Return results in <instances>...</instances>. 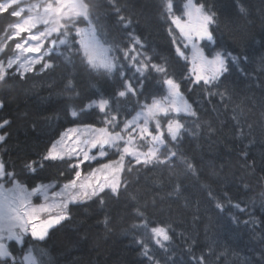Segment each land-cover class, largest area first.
<instances>
[{
  "label": "trees",
  "instance_id": "obj_1",
  "mask_svg": "<svg viewBox=\"0 0 264 264\" xmlns=\"http://www.w3.org/2000/svg\"><path fill=\"white\" fill-rule=\"evenodd\" d=\"M183 1L172 0L173 12H179ZM192 1L215 13L211 31L216 42L233 55L246 58L238 68H232L219 87L205 88L182 79L190 75L191 63L176 56L175 32L164 10L166 0H84L101 41L123 48L128 43L127 33L139 36L152 62L166 66L180 83L185 101L197 116L174 117L185 131L178 144L182 157L173 166H133L128 171L126 159L118 196L106 189L103 204L93 198L70 205L71 219L35 242L50 253L48 264H148L136 241L147 240L150 246L152 242L150 234L133 227L140 223L137 209L145 212L153 226H170L172 240L166 242L167 251H156L160 264H193V257L200 256L205 264H245V258L264 264L260 258L264 254V0ZM113 4L120 9L119 16L126 18L124 23L130 22L129 28L117 23ZM16 20L0 14V35ZM72 39L74 52L79 44L75 36ZM13 41H8L9 54ZM211 48L207 47L206 53ZM61 50L67 54L66 49ZM54 63V70H37L23 80L9 79L7 86H0L4 104L0 122L10 121L0 129V134L7 133L6 140L0 142V161L14 174L12 179L3 178L6 186L16 181L32 189L68 182L74 177L69 168L74 161L42 158L67 128L103 127L98 109L85 106L98 98V92L111 90L106 74L89 70L78 55L72 56L71 63L63 57ZM161 79L152 73L145 81L140 103L133 98L123 115L130 118L140 104L165 95ZM217 92L225 98L221 100ZM73 109L78 112L76 117L71 116ZM185 159L194 171L187 168ZM31 161L37 162L35 171L26 167ZM91 167L85 164L82 170ZM210 196L226 205L223 212L215 208L216 201ZM236 203L243 212L230 206ZM230 216L240 223H234ZM244 221L255 223L245 225Z\"/></svg>",
  "mask_w": 264,
  "mask_h": 264
},
{
  "label": "snow or ice",
  "instance_id": "obj_2",
  "mask_svg": "<svg viewBox=\"0 0 264 264\" xmlns=\"http://www.w3.org/2000/svg\"><path fill=\"white\" fill-rule=\"evenodd\" d=\"M57 4L59 6L54 7L51 3H31L28 0H0V14H7L18 20L17 23L9 24L4 34L0 35V86H7L9 79L23 80L29 73L37 70L41 73L54 70L56 59L63 57L71 63L72 56L78 55L89 70H102L109 78L112 88L110 91L106 89L98 92V98L90 99L85 106L87 109H98L103 127L88 124L80 130L70 129L69 131L77 133L75 137L69 138L71 142L65 144L67 133L62 134L61 139L42 158L43 161H65L66 158L74 161L69 165L74 177L63 184L59 192H52L49 196L51 185H39L29 192L19 183H15L11 189H4L3 183H0V264H40L30 247L18 260L14 255L15 249L10 250L9 243L23 249L25 236L29 234L33 239L44 240L49 229L71 219L70 205L78 206L93 198L103 204L106 189L113 196H118L122 186L118 177L125 171L126 157L129 158L128 171L133 166H173L182 157L178 144L185 127L179 119L170 118L165 133L161 116L168 117L170 113H185L192 118L197 116L196 111L185 101L180 83L169 74L166 66L152 62V57L143 51L144 44L139 36L133 32L127 33L128 43L123 48L109 45L98 37L89 4L84 3V0H74L70 5L68 0H57ZM111 7L114 9L113 14L118 16L117 23L123 24L125 29L129 28L130 22L124 23L126 18L119 16L120 9L114 4ZM164 10L171 24L179 29V37L173 38L176 56L188 61L189 57L183 49L191 46L190 75L182 79L192 80L205 88L219 87V82L231 75L232 68H238L241 60H246L233 55L216 42L209 27L215 22V13L205 11L203 4L196 5L192 0H187L184 8L186 22L173 12L172 0H166ZM240 10L244 11L243 8ZM81 22H85L87 27H78ZM73 30L75 36L80 37L79 41H75L79 48L74 52ZM169 32H173L171 27ZM22 34L27 35L22 37ZM14 38H21L22 42L15 43L9 54L8 41H13ZM200 42L205 43L201 46ZM209 44L213 47L206 54L205 48ZM62 48L67 50V54ZM28 53L38 55H26ZM152 73L162 77L159 84L167 95L159 99L153 97L151 103L140 104V111L127 118L123 115L126 105L133 98L136 103H140L139 97L144 94L145 81ZM68 83L71 85V80ZM215 95H219L221 100L225 98L220 92ZM3 106V101H0V108ZM77 115L75 109L71 110V116ZM151 122H154V128H150ZM9 123V120L4 119L0 122V129ZM6 138L7 133L0 134V142H4ZM169 144L173 146L170 147ZM145 145L147 151H141ZM109 149L118 153V161L102 164L98 169L93 168L82 179V166L106 157ZM36 163L31 161L26 167L35 171L33 165ZM184 163L189 170L194 171L193 164L186 159ZM13 177L14 174L8 173L4 162L0 161V179ZM34 194L43 195L45 201H53L50 206H40V211L50 213L43 223L36 222V210L30 209V198ZM210 198L216 201L215 197ZM214 206L220 212L226 208L219 201ZM230 206L244 211L240 203ZM53 208L56 209L55 213L51 212ZM136 215L140 223L133 227L150 234L152 242L150 246L147 240L136 241L142 249L141 255L148 264H160L156 251H167L166 242L172 240L170 226H153L154 222L140 209L136 210ZM229 219L240 223L237 217L230 216ZM243 223L254 224L255 221ZM169 264L174 262L169 261ZM193 264H205L204 257H193Z\"/></svg>",
  "mask_w": 264,
  "mask_h": 264
},
{
  "label": "rangeland",
  "instance_id": "obj_3",
  "mask_svg": "<svg viewBox=\"0 0 264 264\" xmlns=\"http://www.w3.org/2000/svg\"><path fill=\"white\" fill-rule=\"evenodd\" d=\"M28 2H31V3H51L54 7H57V6H59L58 4H57V0H28ZM72 2H74V0H68V4L70 5ZM186 3H187V0H184L182 3H181V5H180V10H179V12H174L175 13V15H178V16H180L181 18H182V20H184L185 22L187 21V17L184 15V8H185V5H186ZM68 9H67V7L65 8V11H67ZM18 22V20H16L15 21V23H17ZM78 27H80V28H86L87 27V24L84 22V25H81V26H78ZM172 27H173V29H174V32H175V37H179V29H176L175 28V25H172ZM210 28H211V25L209 26ZM40 30L41 31H43V28L42 27H40ZM211 30V29H210ZM26 35L27 34H22V37H26ZM73 36H75V32H74V30H73ZM76 38H77V41H79V39H80V37L79 36H75ZM18 42H22V40H21V38H14V41H13V44H14V46H13V48L12 49H14V47H15V43H18ZM204 43L205 42H200V44H201V46H203L204 45ZM176 47V46H175ZM208 47H212V45L211 44H209L208 45ZM184 51H185V53H186V55L189 57V59H188V61L191 63V46L189 45L188 46V48H186V49H183ZM205 50H206V48H205ZM205 53H206V51H205ZM206 54H208V53H206ZM26 55H29V56H31V55H38V54H32V53H28V54H26ZM165 95H167V93H166V91H165ZM165 95H163V96H165ZM157 99H159V98H157ZM151 103V102H150ZM138 111H140V109L138 110ZM137 111V112H138ZM180 114H185V113H180ZM179 114V115H180ZM135 115V114H134ZM178 115L176 114V113H170L169 114V116L168 117H163V116H161V124L164 126V130H165V133H166V125H167V122H168V119H170V118H174V117H177ZM83 126L84 125H82V126H74V127H69V128H67L66 130H64L61 134H60V136L53 142V144L56 142V141H58V140H60L61 139V136H62V134H65V133H67V137L65 138V144H68V143H70L71 141H70V139L69 138H71V137H75L76 135H77V133L76 132H71V131H69L70 129H77V130H80V129H82L83 128ZM150 128H154V122H151L150 123ZM52 144V145H53ZM51 145V146H52ZM51 148V147H50ZM141 151H147V145H145L144 147H142L141 149H140ZM118 159H119V156H118V153L114 150V149H109L108 150V155L106 156V157H103V158H98V160H96V161H92V162H90L91 164H93V166H92V168L89 170V171H83L82 170V168H81V171H82V179H83V177H85V176H87V174L93 169V168H99L100 167V165H102V164H106V163H110V162H112V161H118ZM126 159H129V158H125V163H126ZM100 173H98V175H99ZM121 174L122 173H120L119 174V179H121ZM3 181V182H2ZM0 183H3V186H4V189H11L12 187H13V185L15 184V183H17L16 181H12L10 184H8L7 186L5 185V182H4V180L3 179H0ZM67 183V182H66ZM65 184V183H64ZM47 185H51L52 187L49 189V196H51V193L52 192H59L60 191V189H61V187L63 186V184L62 185H59V186H56L55 184H47ZM34 188H37V187H34ZM34 188H32V189H27V191H29V192H31ZM52 200L51 199H49L48 201H45V199H44V197H43V195H38V194H34V195H32L31 196V198H30V209H35L36 210V222L37 223H43V221H45V220H47L48 218H49V212H47V211H40L39 209H40V206L41 205H51L52 204ZM55 211H56V209H51V212L52 213H55ZM49 231V230H48ZM26 237H28V238H26ZM25 239H27V240H37V239H33L31 236H30V234L29 235H26L25 236ZM31 248L32 249V251H33V255L37 258V260L40 262V264H46V261L48 260V253H46V252H44V251H42V250H40L39 248H32V246L31 245H28V246H26V245H24L23 246V248L24 249H26L25 251H22L21 252V256H19V258L21 259L22 257H23V255H24V253L27 251V249L28 248ZM21 248L19 247V250H20ZM261 256H260V258L261 259H264V254H260ZM261 259H258V260H261ZM248 259L247 258H245V261H242V262H244L245 264H258L257 263V261L256 260H254L253 259V261L252 260H249L248 262ZM25 264H27V262H25ZM261 264H263V263H261Z\"/></svg>",
  "mask_w": 264,
  "mask_h": 264
},
{
  "label": "flooded vegetation",
  "instance_id": "obj_4",
  "mask_svg": "<svg viewBox=\"0 0 264 264\" xmlns=\"http://www.w3.org/2000/svg\"><path fill=\"white\" fill-rule=\"evenodd\" d=\"M9 248H10V250L11 249H15V251H14V255L16 256V258L19 260L20 258H19V256H21L20 255V252H19V246L18 245H15L14 243H9Z\"/></svg>",
  "mask_w": 264,
  "mask_h": 264
},
{
  "label": "bare ground",
  "instance_id": "obj_5",
  "mask_svg": "<svg viewBox=\"0 0 264 264\" xmlns=\"http://www.w3.org/2000/svg\"><path fill=\"white\" fill-rule=\"evenodd\" d=\"M248 262V261H247ZM260 262V261H259Z\"/></svg>",
  "mask_w": 264,
  "mask_h": 264
}]
</instances>
